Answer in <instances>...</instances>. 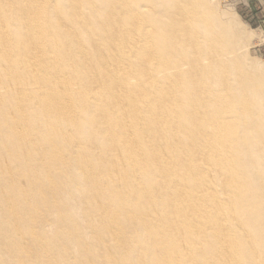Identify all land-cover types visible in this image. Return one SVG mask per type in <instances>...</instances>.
Wrapping results in <instances>:
<instances>
[{
	"label": "bare ground",
	"instance_id": "1",
	"mask_svg": "<svg viewBox=\"0 0 264 264\" xmlns=\"http://www.w3.org/2000/svg\"><path fill=\"white\" fill-rule=\"evenodd\" d=\"M238 25L217 0H0V264H264Z\"/></svg>",
	"mask_w": 264,
	"mask_h": 264
},
{
	"label": "rangeland",
	"instance_id": "2",
	"mask_svg": "<svg viewBox=\"0 0 264 264\" xmlns=\"http://www.w3.org/2000/svg\"><path fill=\"white\" fill-rule=\"evenodd\" d=\"M217 2L221 10L236 19L237 23L239 22L236 32L246 31L250 36L243 42L248 44L247 58L264 64V14L260 4L251 0H217ZM235 36L239 38L240 35L235 33ZM52 203L50 202L51 205Z\"/></svg>",
	"mask_w": 264,
	"mask_h": 264
},
{
	"label": "crops",
	"instance_id": "3",
	"mask_svg": "<svg viewBox=\"0 0 264 264\" xmlns=\"http://www.w3.org/2000/svg\"><path fill=\"white\" fill-rule=\"evenodd\" d=\"M251 1H252V2L254 1V2L259 3L260 6H261V11H262V13L264 14V0H251Z\"/></svg>",
	"mask_w": 264,
	"mask_h": 264
}]
</instances>
